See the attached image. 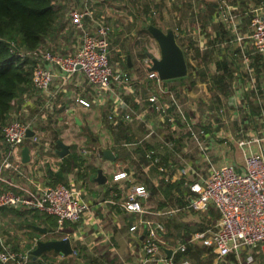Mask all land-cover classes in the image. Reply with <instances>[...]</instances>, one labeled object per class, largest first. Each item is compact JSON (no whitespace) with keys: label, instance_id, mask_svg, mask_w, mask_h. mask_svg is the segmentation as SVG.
I'll return each instance as SVG.
<instances>
[{"label":"built area","instance_id":"obj_1","mask_svg":"<svg viewBox=\"0 0 264 264\" xmlns=\"http://www.w3.org/2000/svg\"><path fill=\"white\" fill-rule=\"evenodd\" d=\"M242 1L216 0L212 15V19L223 26L225 39L220 49L229 58L221 55L218 60L232 63L228 68L234 69L235 74L233 89L227 96V107L234 109V116L241 108L248 116L243 118L242 124L239 123L241 127L233 136L229 133L227 137L240 148L242 162L230 160L227 156L221 157L220 162L210 164L206 174L201 171L202 166L200 169L196 168L200 165L199 162H196V166L185 162L180 171L176 169V173L181 172L177 173L180 175L193 174L187 196L188 207L201 212L207 211L211 206L215 207L219 218L212 225L194 231L187 241H179L171 256L160 258L163 264H191L186 257L178 260L174 258V253L186 249L188 243L210 248L215 254L216 263L230 252L240 253L244 248L248 249L245 261L253 262L254 249L259 245L264 246V94L257 92L258 83L252 67L254 56L264 54V1L258 3L247 0L245 6ZM95 2L96 0H80L77 3L74 0L68 1L67 19L73 26L75 40L72 53L64 55L47 47L19 52L33 61L32 83L45 100L42 107H39L40 116L31 114L25 105L14 108L10 121L3 128V137L0 138V264H31L30 249L38 238H43L41 234L34 235L30 240V247L25 248V244L15 247L3 227V207L19 210L37 208L55 217L57 226L42 235L69 237L71 243V231L62 230L65 222H81L89 208L78 189L64 182L50 184L43 177L41 180L33 178V171H42L35 169L54 163L53 153H57L56 141H49L40 135L39 125L42 121L40 123L37 119L54 118L53 114L47 116V110L51 113L55 111L54 99L59 91L63 93L67 105L77 103L85 107L96 106L106 112L110 121L140 119L144 122L146 131L142 140L135 144L156 138L163 145L174 148L178 120L187 134L182 142L185 144L187 139L195 141L200 161L210 162L207 149L212 147L211 135L202 129H195L196 120L183 110L184 106L180 102L185 89H180L181 93L177 94L170 88L167 80L160 78L157 71L149 70V56L144 59V73L141 74L113 66L109 56L111 26L107 23L105 14L97 13ZM193 10L196 11V8ZM246 16L247 26L243 23ZM214 70L219 75L222 72L220 68L215 67ZM55 81H60L59 89L53 87ZM149 85L154 86L155 90L142 95V89ZM162 96L167 100H161ZM134 102L136 106L133 105ZM199 107L196 103H189L190 110ZM253 109L256 112L252 114ZM155 110L159 112L157 118L150 117ZM219 110L223 111V108L220 107ZM212 112L213 107L203 106L204 125H215L211 121ZM253 117L257 119L260 129L249 134L247 127ZM28 129L33 131L32 135H28ZM25 144L37 153L33 167L28 165L32 161L30 149V160H22V147ZM184 148L187 154L191 150ZM91 150L98 153L100 149L95 146L87 149L83 144L81 154L86 156ZM224 150L227 151L226 144L219 149L222 153ZM146 155L151 157V164L159 168L160 156L153 149H147ZM137 166L144 169L147 164L140 162ZM137 166L129 164L128 169L115 172L112 182L122 186L124 190L121 201L123 208L139 214L151 213L153 211L146 206L149 189L133 176ZM51 168L57 170L56 166ZM160 169L164 170L162 166ZM5 183H12L17 189L5 186ZM108 201L112 202V198ZM182 209L177 205L164 209L162 214L171 215ZM141 223L146 229L141 248L144 251V261H149L163 248L161 233L164 225L149 218ZM137 227V224H132L130 230L135 231ZM75 232L80 235L82 231L78 232L76 229ZM104 235V242H107L108 237L106 233ZM144 261L137 264H144Z\"/></svg>","mask_w":264,"mask_h":264},{"label":"crops","instance_id":"obj_2","mask_svg":"<svg viewBox=\"0 0 264 264\" xmlns=\"http://www.w3.org/2000/svg\"><path fill=\"white\" fill-rule=\"evenodd\" d=\"M253 1L261 3L264 0H253ZM95 9L98 14L102 12L100 8H97V3H95ZM111 31H112V27H111ZM125 51H126L125 55H123L122 59L124 61L125 60L127 61V56L128 54H130L131 65H129L130 67L128 68L125 67L124 68L127 70H134V71L138 70L136 69L137 67L135 66L136 64L135 50L132 48L130 50V53L128 49L127 50L125 49ZM118 63L120 62L118 61L114 63L113 66L115 68L123 67ZM214 65L216 67V63H214ZM228 65H232V63L227 61V66ZM252 67L258 83L257 92L259 91L261 94H264V54H257L254 56ZM228 69L229 72L225 74L224 80L221 81V84L224 82V91L221 94V96H223L224 98L227 97V95H224L226 94L224 92H226L228 87H230L231 90L233 89L231 82L235 77V74H233L234 69L232 68H228ZM220 70L222 71L223 67H220ZM59 82L60 81L57 82L55 81L53 87L59 89L60 88ZM43 100L45 99L40 96L39 91L36 89V91H33L30 95L25 97V99L22 100L19 106L25 105L30 110L31 114H37L40 116L41 111L39 110V107L41 108L42 105L44 104ZM55 101H56V103H54L55 111L51 113L50 110L49 111L47 110V116L53 114L54 118L52 119L50 117L44 120L40 119V123L42 121L41 125H43V127H45V125L48 126L49 124L55 126L58 123V124H62L59 125L60 130H63L61 126H64L65 129H70L71 127H73L72 122H74V124L81 129V127L84 128L83 126V124L85 123L84 117L85 115L88 114V111H92V113L95 111L98 112L101 111V109H98L97 107L94 106L85 107L77 103H74L71 106L67 105V101L64 98V95L61 91L57 93L54 99V102ZM134 104L135 102L133 103V105ZM223 105H227L226 99L223 102ZM51 106L52 104L49 106V109H51L50 108ZM65 106L68 108V110H66ZM227 109H229V107H227ZM255 112L256 111L253 110L252 114ZM224 119H225L224 125L225 127H227L228 135L229 133H231L233 136L234 131H232L231 128H234V123H232V121L228 118H224ZM107 121L111 125V127L120 126L123 128V130L121 131H119L118 128L114 129V136H113L114 138L112 139L113 146H109L110 149H112L113 152L115 153V158L112 160L104 157L103 156L104 149H100L99 152L98 153L95 152V155L93 156L96 158V160H98V162L90 163L89 161L84 160L83 165L72 164L70 170L67 173H65L64 181L68 183L70 182L68 184L69 186L78 189L81 193L83 200L86 201V203L89 206L88 210L85 211L81 222L75 223L76 227L73 230H66L69 232L71 231V235L73 238L72 246L76 250V252L75 253L72 252L69 255H64L62 253L55 251H51V253L53 254L57 253L55 255L60 256L63 259V261L72 258L74 259L75 264L141 263L144 261V251L141 248V242L144 237L142 236L144 227L141 221L149 218L154 221H159L164 225V229L161 233V242H163L162 243L163 248L161 251L154 254V256L151 257V260L144 261V264H163L162 262H160L161 261L160 258L167 256L164 247H170L173 250L178 244V242L182 240L180 236L175 237L174 219L179 221L180 219L183 220V218L188 217V216L186 217L184 216L182 218V216H177V214H181L184 209H190L188 207L189 200L187 199V196L190 193L189 183L192 180H188V176L193 174L191 173L188 174L187 171L186 173L188 175H180L181 172H177L180 174L176 173V169L177 171L178 170L180 171L182 169L183 163H180L179 168L175 169V154H177L175 152V149L180 148V154L178 156L181 159H184L185 154H187L184 148L186 146H184L183 144L180 145L179 144L180 141L175 140V147L169 148L163 145L161 143V140L159 141L156 138H151L150 140H144L142 141L141 144L138 145L135 144L136 141L142 140L146 131L144 122H142L140 119L137 118H134L130 121H126L124 123L119 121H110L109 118L107 119ZM208 126H209L208 129H210L211 127L209 124ZM90 129L93 130L91 125H90ZM247 129L249 134H251L253 131L254 132L259 131L260 125H258L257 119H254L253 121L250 120ZM57 131L59 132V130ZM118 136H122L123 141H119V139H117ZM59 139L63 140L61 136L57 135V137L52 139V141H56L58 143ZM63 141L69 144L70 147L69 153H71V151L75 149V145H71L70 144L71 142H67V140H63ZM120 142L128 143V145H125L124 149L126 151L123 153L119 151L120 149H122ZM82 144L83 143H81L80 145ZM55 148L57 150L59 148V144L55 145ZM147 149H153L155 151V154L160 156V163L158 164L159 168L151 164L152 162L151 157L146 155ZM30 152H31L32 161L28 165L33 167L34 166L33 160H35L37 153L31 147H30ZM226 152L228 155L229 154L228 150L227 151L224 150L223 153L218 151L217 162L221 161V157L226 158L225 157ZM67 155H65L64 157H66ZM78 156H80L79 153ZM64 157L60 156L58 153L56 154L53 153L54 163H52L53 165L51 164V166H56L57 170H59L60 168L59 164L63 162ZM141 159L143 160L141 161ZM126 161L127 163H125ZM140 162L146 163L147 166L144 169L142 168L136 169V173L133 176L134 179H136L138 182L145 184L146 187H148L149 189L150 195L146 200V206L153 211L151 213L139 214L136 212H129L125 208H123L121 205V201L123 198L124 190L122 186H119L118 184L112 182V175L115 172L122 169H128V166L131 163H136L135 165H139ZM205 162L206 165L210 163L209 161H205ZM46 166L43 168L35 169V170L42 169V171L41 170L36 172L33 171V178L35 180H41L42 177L45 178V180H47L49 176L48 175L49 172L47 171ZM160 166H162L164 170H161ZM99 167L103 169V173L106 175V180L103 181L102 183H100L97 179H95L97 175V169ZM200 167L201 165H198L196 168L200 169ZM209 168L210 166H208V170ZM204 169L205 166L203 167L202 170ZM73 170H76L77 172L76 176H73L72 173ZM141 178H143L144 180H142ZM147 181L149 182L147 183ZM175 182L180 183L179 187L183 192L186 191L184 193L186 195L185 196L183 195L182 198L183 201H186V203L184 204H181L180 201L178 200L177 190L175 188ZM169 185H173V187L171 188L170 193H166ZM110 198H112V202L108 201ZM148 204L150 205V207L148 206ZM177 205H179L183 209L177 213H172L171 215L162 214V211H164V209L173 208L176 207ZM200 216H201V220L199 222L207 223V221L205 220V212L204 213L201 212ZM168 222L172 223L169 228L167 227ZM69 224L70 222L66 225V229H68ZM132 224H137L138 226L135 231L130 230V226ZM36 226L46 227V229L48 230V227L45 226V224L41 219H40V224ZM185 227L189 228V225L185 224L183 229ZM76 229L78 232L79 230L82 231L80 232L81 233L80 235L76 234L75 232ZM196 229L199 230L201 228L199 229L196 228ZM195 230H191V232L193 233V231ZM182 231H179L178 234L182 233ZM104 233H106L108 237L107 242H104V240L106 239ZM8 237L14 243L17 242V240L13 239L14 237H12V235H8ZM17 244L20 245L18 242ZM21 245L23 244L21 243ZM31 245L32 243L28 247H30ZM209 251L210 252L206 251L203 254L204 261L207 260V257L209 259L210 255L213 254V252L210 249ZM247 253H248L247 248H244L240 253L230 252V255H233L235 260L231 259L230 262L227 259L225 260V262H228V264H255L257 256L264 254V246L259 245L254 249L253 262L245 261V256L247 255ZM184 257L188 258L191 264H201L200 262H197L196 259L192 256L184 255L181 258ZM212 259L214 261L213 262L214 264H218L222 260L221 259L216 263L215 256H213Z\"/></svg>","mask_w":264,"mask_h":264},{"label":"rangeland","instance_id":"obj_3","mask_svg":"<svg viewBox=\"0 0 264 264\" xmlns=\"http://www.w3.org/2000/svg\"><path fill=\"white\" fill-rule=\"evenodd\" d=\"M68 1L62 0L64 4L63 10H61L62 18L63 12L64 17L67 22L64 24V28L59 36L58 44L59 47L66 44L67 48L74 49V40L69 36L70 21L67 19L68 16ZM76 3L80 0H74ZM97 8L102 10V14L109 16V23L112 27L110 32V61L114 65L116 62L122 65L121 61L123 55H125V49L129 51L133 48L136 52V70L139 74L144 73V59L147 56V51L152 53L154 56H160V48L157 41L151 36L147 30L142 27L144 22H151L157 26L166 29L171 27L174 30L177 42L181 45L186 61L191 64H196L197 68L192 69L188 66L187 75L188 77L184 80L170 79L168 85L171 89L181 93L180 89H185L184 97H182L181 102L184 106L183 110L191 117H194L195 129H202L204 132L211 135V145L207 151L211 155L210 163L206 165L205 161H200L198 155L199 148L195 141L187 139L186 143L181 141L186 139V133H184L185 128L183 125L176 120L178 130L175 129V140H179L180 145H184L191 148L188 154H185V158L181 159L178 155L180 154V148H176L175 152V169L179 168L180 163L189 162L192 166H196V162L203 167L201 170L203 173L208 171V166L210 164H216L218 161V151L223 144L227 145V150L229 154L226 156L228 159L236 161L238 163L242 162V153L240 148L234 143L229 141L227 127H225L224 118H228L234 123V128L232 131H237L243 123V118L248 117L243 108L234 116V109L229 106L227 109V97L221 96L224 91V82L218 83L212 75H219L215 73L214 63L218 60L219 56H224V58L229 59L225 53L221 52L220 47L222 46L225 35L223 31V26L217 20L212 19V15L215 10L216 0H96ZM247 0L242 1V5H246ZM196 8V11L193 9ZM104 12V13H103ZM100 13V14H101ZM245 26L248 24V17L246 16L243 20ZM69 36V37H68ZM214 41V44H213ZM226 45V44H225ZM123 66V65H122ZM194 83H191V81ZM232 85V82H231ZM229 86V85H227ZM155 90V87L149 85L142 89V95H147ZM232 90L230 87L226 90V94L229 95ZM226 99L227 105H223ZM161 100H167L166 97L162 96ZM148 103V102H147ZM189 103H196L200 107L195 110L189 109ZM203 106H208V108L213 107V112L211 115L212 123L210 124V129L208 124L204 125L203 121ZM96 107V106H94ZM218 107V109H214ZM222 107L223 111L219 108ZM17 109L16 107H14ZM98 108V107H97ZM100 109V108H98ZM254 110V109H253ZM156 111V110H155ZM159 112H152L150 117L157 118ZM85 123L84 128L77 127L74 122L73 127L70 129H65L61 126L63 130L59 129V125L53 126L49 124L48 126L39 125V133L41 136L45 137L47 140L52 141L56 136H54L53 129L59 130L58 136H61L63 140L71 142V145H75L76 151H78L81 158L91 162H98L95 157V151L91 150L86 156L81 154V147L84 144L87 149L95 146L96 149H105L113 146L112 139L114 138V129L118 128L119 131L123 130L122 127H111L108 123L107 114L105 111H88V114L84 117ZM255 118H253L254 120ZM40 122L39 119H37ZM45 123V122H44ZM90 125L93 130L90 129ZM252 125V124H251ZM40 127H43L42 129ZM88 129V130H87ZM179 135V136H178ZM239 135V134H238ZM188 138L189 135L187 136ZM204 138V136H203ZM119 141H123L122 136H118ZM83 143L82 145H80ZM124 142H120L121 148L120 152H125ZM148 143V142H146ZM123 144V145H122ZM139 145V144H138ZM95 149V148H94ZM143 159H141L142 161ZM198 160V161H197ZM131 162V161H130ZM203 162V163H202ZM127 163V161L125 162ZM136 164V163H131ZM137 166V165H136ZM138 169V166H137ZM73 176L77 175L76 170L72 171ZM144 180L143 178H141ZM192 175L188 176V180H192ZM65 182V181H62ZM149 181H147L148 183ZM67 185L70 183L65 182ZM150 207V205L148 204ZM203 213V212H202ZM184 214V215H183ZM187 214V215H186ZM201 211H196L193 209H184L181 214L177 216H188L186 218L175 221V237L179 236L178 232L183 230L185 224L189 225V230H195L198 228V224L201 220ZM4 219V230L7 235H12L14 240H17L19 244H25V248H28L29 243H27L29 238L28 226H25V222L22 218L17 216H12L10 213H1ZM173 222V223H174ZM172 224V223H170ZM42 231H39L38 235L41 234L43 238H49L51 234L46 236L42 235ZM44 234V233H43ZM20 239V240H19ZM19 240V241H18ZM47 259V264H75L74 259L64 260L49 251ZM255 264H264V254L258 255Z\"/></svg>","mask_w":264,"mask_h":264},{"label":"trees","instance_id":"obj_4","mask_svg":"<svg viewBox=\"0 0 264 264\" xmlns=\"http://www.w3.org/2000/svg\"><path fill=\"white\" fill-rule=\"evenodd\" d=\"M62 3V0H0V138L3 137V128L10 121L11 111L14 107H19L25 97L30 95L33 91H36V87L32 83L34 69L33 61L28 56L20 55L19 52L43 47L50 48L54 52H60L64 55L74 51V49L67 48L66 44L59 47L57 42L65 27L64 24L67 22L64 17V12L62 18L61 10L64 8V4ZM106 21L109 23L108 15L106 16ZM142 27L144 30H147L143 25ZM69 28V36L72 37L74 32L72 24ZM120 61L123 67H130L126 60L124 61L122 59ZM215 63L216 68L219 69L223 67V70L220 75H212V77L215 78L216 82L221 83V81L224 80L225 74L229 72L227 61L217 60ZM187 66H190L192 69L197 68L196 64H191V61H187ZM187 77L188 75L186 74L185 76L178 77L177 80H184ZM169 80H167V82ZM191 83H194V81L192 80ZM53 131L54 136L57 137V129H53ZM55 144L57 145L58 143L56 142ZM83 163L84 159L78 156V152L74 149L64 157L63 162L59 164V170H53L51 165L47 163L46 167L49 172L47 178L48 183L54 184L64 181L65 173L70 170L72 164L83 165ZM179 184L180 183L175 182L177 197L180 203L184 204L186 201H183L182 198L183 195H186L184 194L186 191L183 192ZM4 185L17 189L12 183H5ZM172 187L173 185H169L166 193H170ZM1 210L7 214L10 213L12 216L22 218V221L25 222V226L30 228V240L34 235H38L39 233L36 225L40 224V219L45 226L48 227V230H52L57 226L55 217L37 208L19 210L14 207H3ZM218 218L219 212L215 207L211 206L205 211V220L207 223H199L198 229H203L212 225ZM68 223L69 222H65L62 230H73L76 227V224L70 223L68 229H66ZM170 226L171 224L168 222L167 227L169 228ZM191 234L192 232L189 228L185 227L182 233L179 234L182 239L181 241H187ZM28 243L30 245L31 241ZM162 243L163 242H161V244ZM14 245L17 248L19 247L17 242H15ZM209 249L210 248L206 246L200 247L188 243L186 249L175 252L174 258L178 260L182 256L188 255L194 257L196 261L201 264H214L212 259L213 256H215L214 253L212 255L207 254L210 255V257L209 259L207 257V260L204 261L203 254L206 251L210 252ZM48 253L49 252H44L36 259L30 254L31 264H47L46 258L48 257ZM227 259L230 262L231 259L235 260L233 255L229 253L222 258L218 264H228V262H225Z\"/></svg>","mask_w":264,"mask_h":264},{"label":"water","instance_id":"obj_5","mask_svg":"<svg viewBox=\"0 0 264 264\" xmlns=\"http://www.w3.org/2000/svg\"><path fill=\"white\" fill-rule=\"evenodd\" d=\"M143 26L147 29L148 33L154 37L160 48V56L156 57L150 52H146L147 56L151 59V64L148 66L149 70H155L158 72L161 79L169 80L185 76L188 71L187 61L184 51L181 45L177 42L174 30L171 27L163 29L151 22H144ZM127 61L131 65V56L128 54ZM33 131L28 129V135H32ZM59 148L57 153L64 157L69 153V144L63 140H58ZM29 145L25 144L22 147V160L27 162L30 160ZM103 156L109 159L115 158V153L110 148L103 150ZM100 183L106 180V175L103 173V169L99 167L97 169V175L95 177ZM39 231L46 232V227L36 226ZM146 229L143 230L142 236L145 235ZM167 257L171 256L172 248L164 247ZM73 246L69 237H49L38 238L34 247L30 249L33 258L36 259L44 252L55 251L64 255H69L73 252ZM162 262V261H160Z\"/></svg>","mask_w":264,"mask_h":264}]
</instances>
